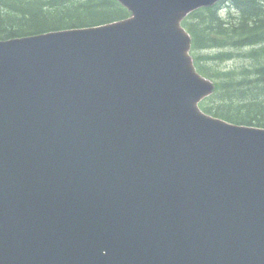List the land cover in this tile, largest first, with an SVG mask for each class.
I'll return each mask as SVG.
<instances>
[{"label":"water","instance_id":"water-1","mask_svg":"<svg viewBox=\"0 0 264 264\" xmlns=\"http://www.w3.org/2000/svg\"><path fill=\"white\" fill-rule=\"evenodd\" d=\"M0 40V264H264V129L200 103L182 23L221 0Z\"/></svg>","mask_w":264,"mask_h":264},{"label":"trees","instance_id":"trees-1","mask_svg":"<svg viewBox=\"0 0 264 264\" xmlns=\"http://www.w3.org/2000/svg\"><path fill=\"white\" fill-rule=\"evenodd\" d=\"M222 2L230 3L233 15H222L219 4L184 21L198 71L216 79L215 93L201 107L228 122L264 129V0ZM129 16L117 0H0V40L101 26ZM210 50L220 52L206 55ZM234 50H246L242 55L250 65L238 71L209 65L235 59L239 54Z\"/></svg>","mask_w":264,"mask_h":264},{"label":"rangeland","instance_id":"rangeland-1","mask_svg":"<svg viewBox=\"0 0 264 264\" xmlns=\"http://www.w3.org/2000/svg\"><path fill=\"white\" fill-rule=\"evenodd\" d=\"M221 8L224 9L223 15H226L227 12L233 15L235 12V9L232 8V6L230 4H227V3L220 4V9ZM228 51H230V50H228ZM204 52L206 53V55L214 56L217 53H219L220 51L210 50V51H204ZM234 52H238V54H239L235 59L227 61V62H221V61L215 60V61L210 62L209 65L212 68H215L217 70H221L223 68H228V69L233 68L235 71H238V69H242L243 67L250 65L245 60L246 59L245 55H242V54H246V52H247L246 50H234ZM210 79L216 83V79H214V78H210ZM226 103H227V105H229V102L227 100H226Z\"/></svg>","mask_w":264,"mask_h":264}]
</instances>
